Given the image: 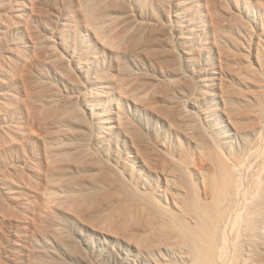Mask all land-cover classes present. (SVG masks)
I'll return each mask as SVG.
<instances>
[{
	"label": "rangeland",
	"instance_id": "374dc122",
	"mask_svg": "<svg viewBox=\"0 0 264 264\" xmlns=\"http://www.w3.org/2000/svg\"><path fill=\"white\" fill-rule=\"evenodd\" d=\"M252 108L264 0H0V264H161L138 208L199 189L196 140L239 149Z\"/></svg>",
	"mask_w": 264,
	"mask_h": 264
},
{
	"label": "bare ground",
	"instance_id": "6f19581e",
	"mask_svg": "<svg viewBox=\"0 0 264 264\" xmlns=\"http://www.w3.org/2000/svg\"><path fill=\"white\" fill-rule=\"evenodd\" d=\"M71 32L76 30L71 28ZM92 58L100 57L95 54ZM261 62L258 60L259 69ZM229 121L240 137L239 149L229 153L201 136L196 140L200 158L194 173L199 177V189L195 183L188 187L185 180L171 179L177 187L172 211H165L164 206L156 211L151 200L146 211V201L144 208H138L145 213V237H155L149 248H161L157 250L161 264H241L242 248L254 240L251 237L258 224H264V109H232ZM185 167L180 170L186 177Z\"/></svg>",
	"mask_w": 264,
	"mask_h": 264
}]
</instances>
